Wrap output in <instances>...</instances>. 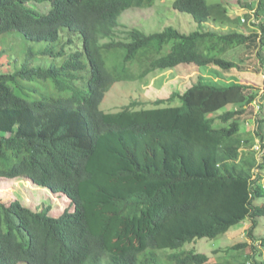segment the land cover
I'll return each mask as SVG.
<instances>
[{
  "label": "trees",
  "instance_id": "1",
  "mask_svg": "<svg viewBox=\"0 0 264 264\" xmlns=\"http://www.w3.org/2000/svg\"><path fill=\"white\" fill-rule=\"evenodd\" d=\"M154 2L0 0V41L11 50L26 41L14 69H0V179L27 178L70 199L59 215L45 202L35 210L0 200V264H246L249 255V264H264L257 259L264 236L254 233L264 218V134L256 130L258 141L242 135V117L262 89L200 78L149 104L101 108L116 82L159 69H246L242 61L264 49V22L250 23L249 9L241 23L224 3L174 0L197 22L229 28L132 27L119 39L122 15ZM263 14L258 0L254 15ZM43 42L37 51L31 44ZM240 47L241 62L225 58ZM258 143L260 151L243 150ZM247 220L254 242L219 260L186 246Z\"/></svg>",
  "mask_w": 264,
  "mask_h": 264
},
{
  "label": "rangeland",
  "instance_id": "2",
  "mask_svg": "<svg viewBox=\"0 0 264 264\" xmlns=\"http://www.w3.org/2000/svg\"><path fill=\"white\" fill-rule=\"evenodd\" d=\"M154 4L147 8H134L126 11L121 19L120 26L117 28V34L119 39H124L126 31L132 27H138L147 32L161 30L166 26H174L181 29L182 31H193V30H206L209 28H218L220 30H227L229 27L221 24L220 22H197L193 15L187 12H181L173 8L174 0H154ZM209 5L214 6L216 3H224L230 14L237 15L241 18L243 23V12L249 9L253 16L250 23L253 21L255 25L264 22V14L260 18H256L254 11L258 0H207ZM251 3L254 6H250ZM47 5H38V8L42 12H46ZM252 8V9H251ZM255 8V9H254ZM213 12V9H212ZM246 21H248L246 19ZM253 29H258L256 26L249 25ZM244 30V26H238V28ZM255 27V28H254ZM18 39L16 47L11 50L7 42L0 41V51L5 50L4 54L0 56V69H14L15 60L14 57L21 54L25 50L26 41ZM10 42L16 41V38H9ZM34 45V49L40 50L46 45L43 43H31ZM77 46L81 48V39H77ZM70 49V48H69ZM68 49V50H69ZM243 47L228 51L225 54V58H232L236 61H240L242 56ZM13 52V53H12ZM264 58V49L260 50V54L253 52L247 61H242L243 68L246 69H235L228 71L219 67L199 66L195 63H183L176 67L159 69L147 77L138 80H122L114 84L110 91L107 92L105 99L101 104V108L105 111H118L122 107L129 105L132 101H141L146 103H152L156 99L167 98L173 92L179 91L184 92L192 84L196 83L200 78L204 81H216L228 84L230 82H242L251 84L262 89L261 93L264 94V68L263 71H259L257 68L259 64H262ZM42 60L45 57L41 56ZM51 59V57L47 58ZM241 62V61H240ZM87 78L89 75L88 70L86 71ZM81 82V79H80ZM88 86V85H87ZM264 98V97H263ZM258 98L254 105L248 108V111L243 115L245 119L243 137L260 139L256 135V130H259L264 134V122H259L260 117L264 118V99ZM175 104H181L178 98ZM259 105L261 110L259 111ZM237 107V105L230 104L227 109ZM253 140V141H254ZM256 141V142H257ZM255 149L253 144L250 147H243L244 151ZM259 155L261 154L258 152ZM264 174V170L262 171ZM264 179V177H263ZM264 183V180H263ZM0 200L6 204H9L15 200H20L23 205L28 206L32 209H38L43 206V203H48L54 214L59 215L65 207L70 203V199L62 194H56L48 191L44 187L35 185L31 180L27 178L18 179H0ZM260 203L264 204L262 198ZM251 225V221L247 220L242 226L234 227L225 235L218 236L216 238H202L197 242L189 243L187 247H195L199 251L204 252L210 256L211 261L219 260L222 256H225L230 248L239 243L249 242L251 245L254 241L246 231ZM257 237L264 236V218L260 220V226L254 232ZM260 253L257 255L259 261L264 260V247L259 246ZM246 264H249L250 255L246 259ZM253 263V262H252ZM26 264V263H20Z\"/></svg>",
  "mask_w": 264,
  "mask_h": 264
},
{
  "label": "built area",
  "instance_id": "3",
  "mask_svg": "<svg viewBox=\"0 0 264 264\" xmlns=\"http://www.w3.org/2000/svg\"><path fill=\"white\" fill-rule=\"evenodd\" d=\"M245 19L243 18V21H244ZM255 149L256 150H258V151H260L261 150V145L258 143V144H256L255 145Z\"/></svg>",
  "mask_w": 264,
  "mask_h": 264
}]
</instances>
